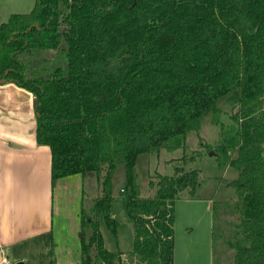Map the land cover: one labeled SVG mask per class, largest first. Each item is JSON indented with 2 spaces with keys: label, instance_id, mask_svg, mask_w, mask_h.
I'll use <instances>...</instances> for the list:
<instances>
[{
  "label": "trees",
  "instance_id": "trees-1",
  "mask_svg": "<svg viewBox=\"0 0 264 264\" xmlns=\"http://www.w3.org/2000/svg\"><path fill=\"white\" fill-rule=\"evenodd\" d=\"M1 80L35 97L37 143L51 150L54 183L105 170L102 196L80 214L81 264H174L175 205L194 193L198 172L162 175L155 196L143 198L137 162L185 147L209 114L220 123L226 100L233 123L221 131L239 171L229 184L241 233L232 264H264V0H36L0 25ZM119 162L134 223L128 263L107 249L99 224L117 231Z\"/></svg>",
  "mask_w": 264,
  "mask_h": 264
},
{
  "label": "rangeland",
  "instance_id": "rangeland-1",
  "mask_svg": "<svg viewBox=\"0 0 264 264\" xmlns=\"http://www.w3.org/2000/svg\"><path fill=\"white\" fill-rule=\"evenodd\" d=\"M35 3L36 0H0V25L6 23L13 14L30 13ZM233 113L234 109L224 100L217 115L221 124L216 122L213 114H209L201 120L197 131L188 134L185 147L173 152L163 149L157 154H146L137 162L136 183L143 198L155 196L162 175L171 176L176 173L177 168L181 171L198 172L199 184L194 193L188 189L180 194V200L190 197L200 200L189 205L181 201L177 205L179 217L186 210L194 211V215L198 217L194 218L192 235H184L185 229H181L180 223L177 230L174 228L175 236L177 233L180 239L176 244L175 238L177 249H174V264H232L235 259L236 250L231 243H235L241 233L236 228L240 223L235 206L238 199L229 184L238 178L239 171L230 166L231 160L236 157V151L225 142L221 131L223 125L224 133L227 130L229 132ZM104 174L105 170L100 177L93 174L85 177L75 175L65 177L57 183L54 189V232L51 236L54 246L51 249V264H81L83 230L80 214L83 208L89 211L102 196ZM124 183L125 167L123 162H119L112 179V214L118 223L116 233L107 227L104 218H99L100 230L110 251L133 249L134 223L128 216L122 196ZM211 200L214 201L212 243L203 235L206 228L204 221L208 219L209 226L210 220L205 207ZM84 232L89 234L88 229ZM186 240L190 251L181 253V248L178 249L177 246L181 244L183 247ZM124 255L122 260L128 263L129 259L126 257L129 255Z\"/></svg>",
  "mask_w": 264,
  "mask_h": 264
},
{
  "label": "crops",
  "instance_id": "crops-1",
  "mask_svg": "<svg viewBox=\"0 0 264 264\" xmlns=\"http://www.w3.org/2000/svg\"><path fill=\"white\" fill-rule=\"evenodd\" d=\"M34 102L35 97L28 90L15 83L0 81V264H51L53 260L50 259L54 246L51 239L54 189L64 178L53 182L51 150L37 143ZM190 198L179 200L175 205L174 228L177 230L180 223L181 229H185L184 235H192L194 218L198 216L194 211L186 210L179 217L177 205L181 201L189 205L200 200ZM213 202L211 200L205 207L209 226L208 219L203 220L206 225L203 235L211 243ZM175 238L178 244L177 233ZM177 247L183 253L190 251L187 240L183 247L181 244ZM132 251L113 252L129 254Z\"/></svg>",
  "mask_w": 264,
  "mask_h": 264
},
{
  "label": "water",
  "instance_id": "water-1",
  "mask_svg": "<svg viewBox=\"0 0 264 264\" xmlns=\"http://www.w3.org/2000/svg\"><path fill=\"white\" fill-rule=\"evenodd\" d=\"M2 82L3 81H5V80H1ZM34 105H35V107H36V105H37V101L35 100V102H34ZM81 237H82V235H81ZM16 264H24V262H18V263H16Z\"/></svg>",
  "mask_w": 264,
  "mask_h": 264
}]
</instances>
